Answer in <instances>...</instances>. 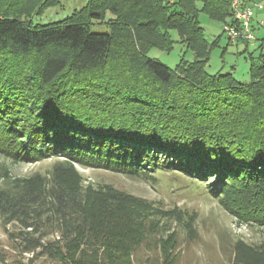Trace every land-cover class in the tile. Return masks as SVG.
Wrapping results in <instances>:
<instances>
[{"label": "trees", "instance_id": "16d2710c", "mask_svg": "<svg viewBox=\"0 0 264 264\" xmlns=\"http://www.w3.org/2000/svg\"><path fill=\"white\" fill-rule=\"evenodd\" d=\"M196 1L87 0L63 20L34 24L58 0H0V155L59 157L47 174L1 168L0 221L17 252L53 264H134L153 245L161 264H176L171 221L197 237V216L86 184L76 165L146 180L185 173L239 221L264 226V37L245 57L248 81L209 73L217 40L206 38L199 11L236 20L229 0ZM97 22L110 30L92 31ZM176 42L194 59L171 68L149 56ZM231 264H264V240L238 239Z\"/></svg>", "mask_w": 264, "mask_h": 264}, {"label": "rangeland", "instance_id": "374dc122", "mask_svg": "<svg viewBox=\"0 0 264 264\" xmlns=\"http://www.w3.org/2000/svg\"><path fill=\"white\" fill-rule=\"evenodd\" d=\"M233 1L229 0L231 8ZM237 1L242 9L245 6L254 9L253 31L259 33V38L264 37V24L260 25L261 21H264V0ZM86 2L87 0H58L56 5L47 8L43 14L35 15L33 23L45 24L63 20L82 8ZM260 5L263 6L262 9L259 8ZM196 6L201 9L204 2L197 0ZM198 17L205 29L206 38L210 42L217 40L207 71L212 74L232 73L238 80L248 81L249 65L245 57L249 52L258 55L259 41H230L228 31L225 30L230 24V17L225 21L216 20L205 10H200ZM91 29L95 32H108L110 27L106 23L97 22L91 25ZM171 34L173 39L180 40L176 30H172ZM185 50L181 43L176 42L172 52L152 48L149 56L174 68L184 55L187 59H194L193 52L185 53ZM58 158L50 156L34 162H11L0 155V171L3 172L1 168L7 166L9 174L13 177L31 176L36 172L47 174L53 169ZM76 166L86 184L109 183L134 195L153 200L166 208H180L197 216L195 223L198 235L192 239L182 225L177 224L176 220L171 221L172 227L178 230L179 235V258L176 264H231L234 244L238 239L250 244H258L264 240V226H252L239 221L224 208L219 198L208 193L200 182L194 181V178L185 173L160 171L156 173L154 180H146L109 169ZM2 182L3 178L0 177V183ZM31 256L29 253L22 255L14 249L0 221V264H53L52 260L45 258L31 260ZM134 264H161L160 251L153 245H143L135 254Z\"/></svg>", "mask_w": 264, "mask_h": 264}, {"label": "built area", "instance_id": "2783aa9c", "mask_svg": "<svg viewBox=\"0 0 264 264\" xmlns=\"http://www.w3.org/2000/svg\"><path fill=\"white\" fill-rule=\"evenodd\" d=\"M170 3L176 0H166ZM240 3L237 0L232 2V9L234 13L235 22L227 25L226 29L228 31L229 40L232 42H237L239 40H247L252 42L255 40L256 36L252 27V20L254 17V9L252 7H239ZM259 8H263L262 5Z\"/></svg>", "mask_w": 264, "mask_h": 264}, {"label": "crops", "instance_id": "0c3cea01", "mask_svg": "<svg viewBox=\"0 0 264 264\" xmlns=\"http://www.w3.org/2000/svg\"><path fill=\"white\" fill-rule=\"evenodd\" d=\"M262 20H263V19H262ZM262 22H264V21H261L260 25L264 24V23H262ZM253 23H254V21H253ZM256 35H257L258 41H259V43H260V42L262 41V38H263V37L259 38V33L256 34Z\"/></svg>", "mask_w": 264, "mask_h": 264}]
</instances>
